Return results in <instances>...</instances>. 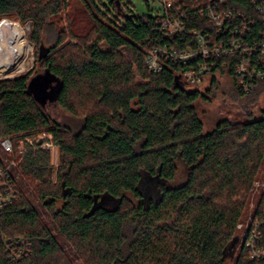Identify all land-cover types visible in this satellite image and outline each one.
<instances>
[{
  "label": "trees",
  "instance_id": "1",
  "mask_svg": "<svg viewBox=\"0 0 264 264\" xmlns=\"http://www.w3.org/2000/svg\"><path fill=\"white\" fill-rule=\"evenodd\" d=\"M116 1L80 0L88 16L82 33L69 0H0V20L30 23L36 52L42 44L51 49L35 60L45 69L39 95L28 90L33 70L0 81V139L14 138L17 149L21 137L48 132L60 152L56 183L48 151L28 149L12 172L19 198L0 210V264H74L52 224L81 264L232 258L236 225L264 174V111H252L264 82L240 91L234 63L217 61L214 72L230 83L225 96L246 120L223 118L205 132L195 103L207 96L182 79L184 88L177 86L182 67L169 62L155 75L145 64L151 49L177 45L175 38L158 29L157 17L127 16ZM189 19L196 29L199 20ZM221 85L213 76L208 93ZM51 97L68 114L65 122L43 110L41 100ZM258 210L264 218V201ZM3 237L11 248L29 242L31 254L12 260ZM240 257L237 264H250Z\"/></svg>",
  "mask_w": 264,
  "mask_h": 264
},
{
  "label": "built area",
  "instance_id": "2",
  "mask_svg": "<svg viewBox=\"0 0 264 264\" xmlns=\"http://www.w3.org/2000/svg\"><path fill=\"white\" fill-rule=\"evenodd\" d=\"M157 1L162 8L156 21L158 29L175 38L177 45L157 46L149 51L145 64L152 74L161 73L165 64L174 63L182 67L179 74L182 81L198 89L206 79L219 75V72H214L217 61L227 59L234 63L238 90L249 94L254 91L255 84L264 82V0ZM193 17L200 22L196 29L189 27V18ZM2 21L12 22L6 18L0 23ZM253 29L258 31V37H253ZM31 66L32 71L34 65ZM222 66L228 67V62H223ZM27 71L26 67L24 72L6 76L0 81L14 79ZM18 140L17 149L14 138L0 140L2 155L8 156L4 159L0 155V210L19 198L12 172L22 162L28 149L45 152L59 150L48 132ZM254 198L264 201V176L254 182L248 214L236 225V245L231 264H237L242 254L250 264H264V218L259 214ZM4 243L14 261L23 260L31 254L30 243L25 240L15 242L14 248L9 246L10 241L4 239Z\"/></svg>",
  "mask_w": 264,
  "mask_h": 264
},
{
  "label": "rangeland",
  "instance_id": "3",
  "mask_svg": "<svg viewBox=\"0 0 264 264\" xmlns=\"http://www.w3.org/2000/svg\"><path fill=\"white\" fill-rule=\"evenodd\" d=\"M122 9L124 10V13L127 16L145 15V16H150L152 18L160 15V12L162 10L161 5L158 3L157 0H123ZM67 12L77 17V20L79 23L78 24L79 29H77V31L82 32V33L86 32V30L84 29L88 28V26L86 25L88 21V16L86 15L84 5L80 2V0H69V9ZM114 15L116 17V13H114ZM119 22H122V18L120 17H119ZM20 25L17 26V28H19L20 30V34L24 36L27 41H30L28 38V34L31 30L30 23H28L25 26L21 25L22 27H24V29L21 28ZM30 42L33 48H32V52L29 53V59L27 60V63H25L27 64L26 67L28 71L23 75H26L31 71V67H32L31 65H34L33 71L35 72V74L37 75L44 74L45 69L43 70L40 69V65L36 64L35 62L37 54H38L37 53L38 51L36 52V46L32 41ZM44 46L48 48L47 44H45ZM101 49L107 50V46L102 44ZM120 51L123 54H125L124 49H121ZM17 73H22V71L18 70ZM21 75L22 74H20V76ZM18 76L19 75H17L16 77ZM217 77L220 80V82H222V85H221L222 87L220 88V90L214 91L212 94L208 93L210 85L212 83V78L206 79L201 85H199L198 90H200L203 94L207 96V100H203L200 98L195 103L197 105L199 116L200 118H202L205 124V132L207 133L212 132L214 128L216 127L217 123L223 118L229 117L231 121L234 123L237 121L246 120L245 119L246 116H244V113L241 110V108L235 103H233L228 96L227 97L225 96V93H227L229 89V84H230L228 77L221 76L218 74H217ZM41 97L43 98V96ZM46 111L51 116V118L58 123L65 122L66 118L67 119L69 118L68 114L64 110H62L58 105H55V103H49ZM252 111L255 117L261 116L262 111H264V96L258 101L256 106L252 108ZM50 153H51V166L54 168V172L51 176V181L56 183L57 182L56 173H57V170L59 169V163H60V152L58 150V151H54ZM0 155H2L1 148H0ZM2 156L4 159L8 157L7 155H2ZM14 176H17L16 172H14ZM185 180H186V176L182 175L176 184H181ZM29 196L32 202L37 206V208L43 212L44 210L40 207V203L36 200V198H34L31 194H29ZM253 200L256 204L260 202L259 198H254ZM247 214L248 213H246V216ZM52 228L57 234L56 236L59 237V240L61 244L63 245L64 249L67 250V252L69 253L74 264H81L77 260L73 250H71L69 244L67 243V240L58 234L53 224H52ZM236 258L238 257L236 256ZM232 261H233L232 258H228L224 264H231Z\"/></svg>",
  "mask_w": 264,
  "mask_h": 264
},
{
  "label": "bare ground",
  "instance_id": "4",
  "mask_svg": "<svg viewBox=\"0 0 264 264\" xmlns=\"http://www.w3.org/2000/svg\"><path fill=\"white\" fill-rule=\"evenodd\" d=\"M17 26L14 22L0 23V79L15 75L18 70L25 71L32 52L31 42L20 34Z\"/></svg>",
  "mask_w": 264,
  "mask_h": 264
},
{
  "label": "water",
  "instance_id": "5",
  "mask_svg": "<svg viewBox=\"0 0 264 264\" xmlns=\"http://www.w3.org/2000/svg\"><path fill=\"white\" fill-rule=\"evenodd\" d=\"M116 4H117V7L120 8V2L117 0L116 1ZM51 51V49L49 48H46L43 44L42 46L40 47V50H39V60H42L44 57L47 56V54ZM41 75H37V76H34L33 78L30 79V84H29V87H28V90H32L34 91V87L35 85L37 84L38 80L40 79ZM176 83H177V86L180 87V88H184V84L182 83L181 81V77L180 76H176ZM58 99V98H57Z\"/></svg>",
  "mask_w": 264,
  "mask_h": 264
},
{
  "label": "flooded vegetation",
  "instance_id": "6",
  "mask_svg": "<svg viewBox=\"0 0 264 264\" xmlns=\"http://www.w3.org/2000/svg\"><path fill=\"white\" fill-rule=\"evenodd\" d=\"M42 75V74H41ZM34 76H37V74L36 75H34ZM45 84V83H44ZM43 83H41V82H37V84L35 85V87H34V91L33 92H35V93H37L38 92V95L40 94V91L41 90H43V87L44 86H42V85H44ZM54 87V86H53ZM57 99H55V98H47L45 101H42L41 100V104H42V108H43V110L44 111H46V109H47V106L49 105V103H55V105H58L57 104ZM47 112V111H46Z\"/></svg>",
  "mask_w": 264,
  "mask_h": 264
}]
</instances>
